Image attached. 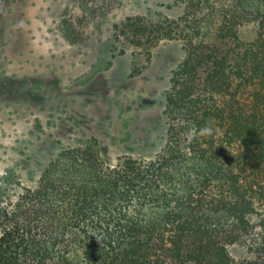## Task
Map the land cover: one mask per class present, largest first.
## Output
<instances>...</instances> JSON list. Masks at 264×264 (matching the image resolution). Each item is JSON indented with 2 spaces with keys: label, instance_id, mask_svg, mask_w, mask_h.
I'll list each match as a JSON object with an SVG mask.
<instances>
[{
  "label": "trees",
  "instance_id": "trees-1",
  "mask_svg": "<svg viewBox=\"0 0 264 264\" xmlns=\"http://www.w3.org/2000/svg\"><path fill=\"white\" fill-rule=\"evenodd\" d=\"M169 1L183 59L163 147L112 163L95 143L61 151L0 206V264H264V0Z\"/></svg>",
  "mask_w": 264,
  "mask_h": 264
},
{
  "label": "rangeland",
  "instance_id": "rangeland-1",
  "mask_svg": "<svg viewBox=\"0 0 264 264\" xmlns=\"http://www.w3.org/2000/svg\"><path fill=\"white\" fill-rule=\"evenodd\" d=\"M182 13L169 0H0V206L63 150L95 143L106 163L159 152ZM127 18L143 38L121 33Z\"/></svg>",
  "mask_w": 264,
  "mask_h": 264
}]
</instances>
